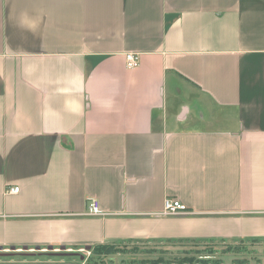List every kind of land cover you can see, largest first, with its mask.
<instances>
[{"label": "crops", "instance_id": "1", "mask_svg": "<svg viewBox=\"0 0 264 264\" xmlns=\"http://www.w3.org/2000/svg\"><path fill=\"white\" fill-rule=\"evenodd\" d=\"M179 239L264 240V0H0V249Z\"/></svg>", "mask_w": 264, "mask_h": 264}, {"label": "rangeland", "instance_id": "2", "mask_svg": "<svg viewBox=\"0 0 264 264\" xmlns=\"http://www.w3.org/2000/svg\"><path fill=\"white\" fill-rule=\"evenodd\" d=\"M196 244L175 245L165 241L123 242L119 245L123 253L112 257H101L90 253L91 248H25L0 249V264H139L157 258L160 252L168 255L200 251L198 257L221 259L224 264H233L236 259H247L249 264H264L263 241H201ZM240 247L239 254L233 248ZM231 248V250L229 249ZM134 251H138L135 253ZM155 251L154 254L147 253ZM211 251L212 253H209Z\"/></svg>", "mask_w": 264, "mask_h": 264}, {"label": "trees", "instance_id": "3", "mask_svg": "<svg viewBox=\"0 0 264 264\" xmlns=\"http://www.w3.org/2000/svg\"><path fill=\"white\" fill-rule=\"evenodd\" d=\"M258 242L260 240H250ZM131 242V241H130ZM133 242H141V241H133ZM167 243H173L175 245H182V244H196L200 243V240L196 239H179V240H166ZM123 243V242H122ZM121 243H112V244H101L97 246H93L91 248L90 253L97 256L98 258L101 257H112L118 254L123 253L120 250ZM231 250V248H229ZM234 253L239 254L241 252L240 247L233 248ZM138 253V251H134ZM149 254H154L155 251H148ZM161 254L157 255V258L147 259L144 261L139 262V264H224L221 259H204L203 257H198L197 255L200 254V251L196 252H186L183 254H174L168 255L165 252H160ZM209 253H212L209 251ZM233 264H249L247 259H236Z\"/></svg>", "mask_w": 264, "mask_h": 264}, {"label": "built area", "instance_id": "4", "mask_svg": "<svg viewBox=\"0 0 264 264\" xmlns=\"http://www.w3.org/2000/svg\"><path fill=\"white\" fill-rule=\"evenodd\" d=\"M140 65L141 63H140L139 55L135 53H128L126 55V68L128 70L138 69ZM18 192H19L18 187H14L10 189V193L12 194H16ZM187 213H188L187 207L180 201L169 198L165 200L162 215L177 216ZM100 214H101V208L99 202L96 199H91L88 203L86 215L93 217V216H98Z\"/></svg>", "mask_w": 264, "mask_h": 264}, {"label": "water", "instance_id": "5", "mask_svg": "<svg viewBox=\"0 0 264 264\" xmlns=\"http://www.w3.org/2000/svg\"><path fill=\"white\" fill-rule=\"evenodd\" d=\"M53 247H50L49 249H52ZM91 247H86V250H89ZM14 250V249H13ZM64 250V248H62Z\"/></svg>", "mask_w": 264, "mask_h": 264}]
</instances>
